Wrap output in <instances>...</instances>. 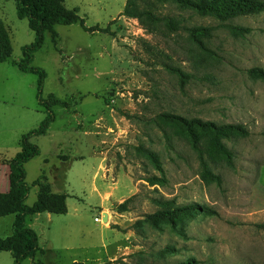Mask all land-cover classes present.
<instances>
[{"label": "rangeland", "instance_id": "rangeland-1", "mask_svg": "<svg viewBox=\"0 0 264 264\" xmlns=\"http://www.w3.org/2000/svg\"><path fill=\"white\" fill-rule=\"evenodd\" d=\"M125 1L63 0L86 27L108 30L55 25V41L46 32L34 54L31 64L46 73L42 96L68 105L53 107L47 133L31 138L40 153L26 166L25 202L34 203L32 182L41 173L54 192L68 196L65 214L37 216L41 250L21 264H264V227L256 226L264 225V80L248 73L264 70V12L221 22L158 4L156 13L178 20L179 29L148 32L122 15ZM0 19L12 47L0 63V145L11 157L45 112L36 100V76L12 64L34 33L12 0H0ZM231 25L250 31L239 34ZM191 26L210 29L203 38L208 58L197 60L184 29ZM177 117L242 124L246 137H220L233 166L210 146V130H188ZM61 163L66 169L53 176ZM206 168L220 183L203 179ZM104 193L108 218L95 222ZM162 201L204 205L215 214L149 221ZM12 218H0V237L10 234ZM103 245L111 246L106 252ZM0 264H12L10 252L0 251Z\"/></svg>", "mask_w": 264, "mask_h": 264}, {"label": "trees", "instance_id": "trees-1", "mask_svg": "<svg viewBox=\"0 0 264 264\" xmlns=\"http://www.w3.org/2000/svg\"><path fill=\"white\" fill-rule=\"evenodd\" d=\"M15 4L16 15L19 19H26L28 27L34 33L31 43L22 46L21 57L12 64L23 73H31L36 76V100L44 109L45 116L36 128L23 133L19 139V151L8 161L9 166V190L0 193V217L13 215L12 232L6 237H0V251H8L12 255V264H21L23 260L32 258L41 250L38 244L37 233L28 226L31 218L42 212L52 214H65L67 212L66 194L51 192L50 186L45 183V175L35 179L32 185L37 187L36 200L32 205H27L25 200L30 190V185L25 181V163L40 153L39 147L31 142V138L47 133L49 125L54 121L55 114L53 107L67 106L68 103L56 96L49 94L42 96L46 73L43 69L33 66L34 54L41 49L44 43V34L51 33L54 42L57 33L55 25L80 24L85 31H107L108 28L98 26L88 28L84 19L78 15V9H68L63 5V0H12ZM158 4H174L183 10L193 11L201 15H212L221 22L229 21L237 17L254 15L264 12V0H126L122 15L136 18L143 28L152 32L156 27H164L168 31L179 29L178 20L169 16H160L156 13L155 6ZM231 29L239 34L248 33L247 27L231 25ZM187 35L192 39V44L198 51L197 60L208 58L210 50L203 38L209 37L210 29L202 26L184 27ZM12 47L10 35L0 19V63L8 60ZM251 77L264 80V70L251 68L248 70ZM167 118L174 119L176 116L168 115ZM178 118V117H177ZM181 124L188 130L199 128L210 130L209 144L216 154L224 158L228 166H233V153L220 141V137L232 133L242 137L248 135V130L242 124L215 125L213 122L201 121L197 118H178ZM205 180H215L220 183V178L205 169L203 174ZM44 180V181H43ZM43 181V182H42ZM153 181V179H151ZM169 201L159 202L161 207L154 213L148 214L146 218L154 222L156 220H169L177 215L187 212H203L204 214H215V211L204 205L185 204L170 205ZM257 227H264L257 224ZM264 229V228H263ZM167 251V249H166ZM37 264H40L39 262ZM178 264H186L180 262Z\"/></svg>", "mask_w": 264, "mask_h": 264}, {"label": "crops", "instance_id": "crops-1", "mask_svg": "<svg viewBox=\"0 0 264 264\" xmlns=\"http://www.w3.org/2000/svg\"><path fill=\"white\" fill-rule=\"evenodd\" d=\"M18 145H19V141H18ZM17 153V152H16ZM15 153V154H16ZM14 154V155H15ZM14 155H12L11 157L8 155V153H6V151L4 150V148H2V146L0 145V193H6V192H8V190H9V166H8V161L14 156ZM39 156V155H38ZM38 156H36V157H34V158H32L31 160H34L35 158H37ZM59 158V157H58ZM80 158V157H79ZM61 159V158H60ZM31 160H29L27 163H25V165H24V167H25V170H26V166L31 162ZM47 159H43L42 160V165H41V168H45V165L47 164ZM100 163V162H99ZM61 165L63 166V167H58V168H55V167H52V175L54 176L55 174H57V172H58V170L59 169H66V165H68V163L67 164H64V163H61ZM102 163H100L98 166L99 167H97V168H101L102 166ZM42 170H44V169H42ZM57 170V171H56ZM97 170V169H96ZM107 170H109V169H107ZM42 172H44V171H42ZM42 174V173H41ZM40 174V175H41ZM45 174V173H44ZM39 175V176H40ZM38 176V177H39ZM37 177V178H38ZM26 178V177H25ZM53 180H54V182H56V177H53ZM47 182H49L48 180H46ZM49 186H50V189H51V192H53V193H57V192H54L53 191V189H52V183L51 182H49ZM61 188V187H60ZM95 188V187H94ZM63 192H58V194H62ZM109 193V192H108ZM63 194H66V193H63ZM67 195V194H66ZM68 196V195H67ZM101 205H100V208H99V210H101V214H103L104 213V211L106 210V205H107V203H108V201L110 200V197H107L106 196V193H104L103 194V196H101ZM36 200V199H35ZM26 203V202H25ZM42 213H47V215H48V217L50 218L51 217V215H52V213H48V212H42ZM41 213H38V214H36V215H34L32 218H31V220H29V222H28V226L30 227V228H32L33 230H34V228H33V224H34V221H36V219H37V216H39ZM107 215V214H106ZM13 216V215H12ZM5 217V216H4ZM1 218V217H0ZM13 220H14V216H13V218H12V223H13ZM12 223L10 224V226H11V231H10V234H11V232H12ZM35 231V230H34ZM36 232V231H35ZM9 234V235H10ZM8 236V235H7ZM6 237V236H5ZM108 246H111V245H103L102 247L105 249V251L107 252L108 251ZM40 248V247H39ZM41 249V248H40Z\"/></svg>", "mask_w": 264, "mask_h": 264}, {"label": "built area", "instance_id": "built-area-1", "mask_svg": "<svg viewBox=\"0 0 264 264\" xmlns=\"http://www.w3.org/2000/svg\"><path fill=\"white\" fill-rule=\"evenodd\" d=\"M103 217H104L103 214L100 213V216L94 217V221L95 222H102L103 223L104 222L103 221ZM107 218H108V215H106V219Z\"/></svg>", "mask_w": 264, "mask_h": 264}, {"label": "water", "instance_id": "water-1", "mask_svg": "<svg viewBox=\"0 0 264 264\" xmlns=\"http://www.w3.org/2000/svg\"><path fill=\"white\" fill-rule=\"evenodd\" d=\"M103 221L105 222L107 219H106V213H103Z\"/></svg>", "mask_w": 264, "mask_h": 264}]
</instances>
